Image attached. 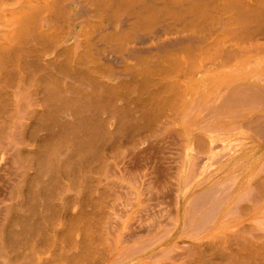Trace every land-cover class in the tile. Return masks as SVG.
<instances>
[{"label": "rangeland", "instance_id": "rangeland-1", "mask_svg": "<svg viewBox=\"0 0 264 264\" xmlns=\"http://www.w3.org/2000/svg\"><path fill=\"white\" fill-rule=\"evenodd\" d=\"M64 1L0 0V264H264V136L243 124L254 117L192 126L190 140L162 123L99 140L91 24ZM129 1L155 8L145 45L203 32L200 47L214 42L218 57L197 49V63L222 62L224 0H204L199 15L190 0ZM75 20L86 21L78 33ZM121 33L103 32L101 48L125 57L142 46ZM232 186L233 216L202 234L188 227L196 198Z\"/></svg>", "mask_w": 264, "mask_h": 264}, {"label": "bare ground", "instance_id": "bare-ground-1", "mask_svg": "<svg viewBox=\"0 0 264 264\" xmlns=\"http://www.w3.org/2000/svg\"><path fill=\"white\" fill-rule=\"evenodd\" d=\"M73 1L71 2L79 4L82 12L87 14V22H90L92 28L88 44L90 47L89 41L93 43L91 47L97 59L94 61L97 72V82H95L97 109L100 112L99 128H97L99 140L107 138L112 140L120 133L127 135V132L134 137L138 132L151 129L152 126H160V123L174 126L180 133L188 135L187 139L190 140L193 136L192 126L207 131L213 124L235 125L241 118L245 119L247 116L254 118L243 124H255L264 136V0H224L222 13H224L223 25L226 27L227 39L225 38L226 43L224 42L226 45L223 54H219L222 56V62H213L212 66L209 64L212 59L208 58V63L203 55L207 63H202V59L199 60L200 55L197 58L200 63L195 59L197 49L200 52L212 51V54H206L214 55V42L210 43L212 47L209 45L200 47V44L208 41L203 32L195 34L191 32L189 36L181 37V35L180 38L171 36L170 39L159 41L157 45H145L146 42H150V38L143 29L146 26H155L152 21L149 23L153 18L152 11L155 9L152 6L140 2L134 4L131 9L128 8L129 0H87V5L84 4L86 0L84 3H81V0ZM88 1L92 2L91 6L88 5ZM203 1L190 0L192 6L189 11L198 15L203 13L206 9ZM64 2L67 3L66 0ZM65 3L64 7H71L70 3L67 5ZM129 10H132V19H137L134 23H129L131 14H126ZM67 11L72 12L70 9ZM83 21L75 20L74 24L79 25ZM140 22H144V25ZM78 25L74 28L76 29ZM244 27H254L256 31L254 28L247 31ZM108 29L125 35L127 30L132 29L136 40L142 46L137 49L129 47L128 54L125 50L126 58L117 55L115 51L109 54L101 48L103 32ZM77 31L76 29L75 32L78 33ZM71 32L73 35L76 34ZM222 38L223 41L224 37ZM133 43L132 40L130 44ZM149 54L152 56H148ZM215 55L218 57L217 53ZM112 65L118 70H112ZM187 80H192L193 85L185 84ZM104 113L107 115L104 116ZM68 126L63 124V128ZM94 136L96 137L95 134ZM233 187L230 190L226 189L228 192L216 191V194L196 198L190 204L194 206L192 210L196 217L191 220L188 227H195L197 232L202 234L218 221L222 222L221 220H226V217L233 216L234 206L225 204L226 198L232 194ZM249 194V189L243 188L237 193L239 201L246 200ZM262 215L264 216V213L259 214Z\"/></svg>", "mask_w": 264, "mask_h": 264}]
</instances>
